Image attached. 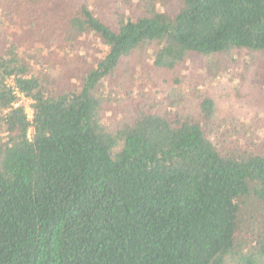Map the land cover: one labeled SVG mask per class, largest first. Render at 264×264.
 <instances>
[{
	"label": "trees",
	"instance_id": "1",
	"mask_svg": "<svg viewBox=\"0 0 264 264\" xmlns=\"http://www.w3.org/2000/svg\"><path fill=\"white\" fill-rule=\"evenodd\" d=\"M243 49L264 0H0V264H264V131L181 77Z\"/></svg>",
	"mask_w": 264,
	"mask_h": 264
},
{
	"label": "rangeland",
	"instance_id": "2",
	"mask_svg": "<svg viewBox=\"0 0 264 264\" xmlns=\"http://www.w3.org/2000/svg\"><path fill=\"white\" fill-rule=\"evenodd\" d=\"M177 5V2H167L162 6V10L174 12L177 10ZM80 47V56L83 58L88 55L102 58L107 51V47L100 42L96 44L89 42ZM70 51L69 47L60 48L56 52L59 60L55 64L59 63L58 65L61 66L65 56L71 54ZM47 52V45L42 43L28 50L34 62L40 61L41 53L48 54ZM71 59L75 58L70 57L67 63L74 65ZM48 63L46 60L45 65L47 66ZM142 63L137 67V77L150 71L147 65L148 59ZM72 74L70 73L71 76ZM181 77L186 78L187 87L199 95L204 93L210 96L224 112L232 114L247 126L256 125L264 131V52L243 49L211 58L191 56L190 63ZM142 82L138 81V83ZM140 86H148V84L144 83ZM23 103L32 118L31 101L23 99Z\"/></svg>",
	"mask_w": 264,
	"mask_h": 264
}]
</instances>
